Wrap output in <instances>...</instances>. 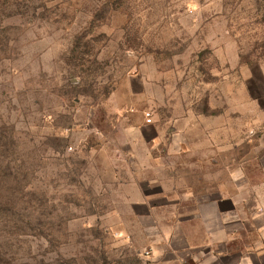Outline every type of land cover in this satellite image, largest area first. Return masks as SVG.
Wrapping results in <instances>:
<instances>
[{
  "label": "rangeland",
  "instance_id": "obj_1",
  "mask_svg": "<svg viewBox=\"0 0 264 264\" xmlns=\"http://www.w3.org/2000/svg\"><path fill=\"white\" fill-rule=\"evenodd\" d=\"M260 109L264 0H0V264H149L138 192L225 179Z\"/></svg>",
  "mask_w": 264,
  "mask_h": 264
},
{
  "label": "crops",
  "instance_id": "obj_2",
  "mask_svg": "<svg viewBox=\"0 0 264 264\" xmlns=\"http://www.w3.org/2000/svg\"><path fill=\"white\" fill-rule=\"evenodd\" d=\"M259 124L263 143L240 166L227 163L225 179L173 175L162 186L138 192L133 214L153 220L149 264H264L263 109ZM210 166L220 169L215 161Z\"/></svg>",
  "mask_w": 264,
  "mask_h": 264
},
{
  "label": "built area",
  "instance_id": "obj_3",
  "mask_svg": "<svg viewBox=\"0 0 264 264\" xmlns=\"http://www.w3.org/2000/svg\"><path fill=\"white\" fill-rule=\"evenodd\" d=\"M145 119H146L147 123H150L151 119H150V114L149 113L145 114ZM148 254H149V252H145V255H148Z\"/></svg>",
  "mask_w": 264,
  "mask_h": 264
}]
</instances>
